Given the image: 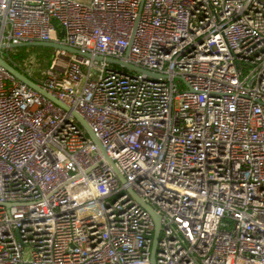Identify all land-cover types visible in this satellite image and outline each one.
<instances>
[{"label":"built area","instance_id":"built-area-1","mask_svg":"<svg viewBox=\"0 0 264 264\" xmlns=\"http://www.w3.org/2000/svg\"><path fill=\"white\" fill-rule=\"evenodd\" d=\"M0 264H264V0H0ZM0 47V56L8 61Z\"/></svg>","mask_w":264,"mask_h":264},{"label":"water","instance_id":"water-1","mask_svg":"<svg viewBox=\"0 0 264 264\" xmlns=\"http://www.w3.org/2000/svg\"><path fill=\"white\" fill-rule=\"evenodd\" d=\"M36 47V46H41V47H50L53 49H61V50H65V51H70L82 56H88V57H92L95 60L98 61H106L109 63H114L117 64L119 66H123L125 68L137 71V72H144L146 73V70L143 68H139L137 66H134L130 63H128L125 60H116L113 59L111 57H101L98 55L95 56H91L90 53L86 52H81L78 49H75L71 46H64L61 45L57 42H52V41H48V42H43V41H30V42H18V43H9V44H0L1 48H29V47ZM0 67L2 69H4L7 73H9L12 77H14L15 79H17L20 83L25 84L28 87H32L33 89H35L37 92H39L41 95H43L44 97H46L48 100H51L54 104H57L58 106H60L61 108H63L65 111H69L71 113V115L74 117V119L76 120V122L79 123V125L83 128L85 135L88 136L91 140H93V142L96 144L98 150L100 151V153L103 155V157H105V159L107 158V160L109 161V163L112 166V169L114 171V173L118 176L119 180L123 183L125 178L118 172L117 168L115 167L113 161L107 156V154L105 153V149L102 146L100 140L95 136V134L93 133L89 122H86L84 120V118L74 109L70 108L69 106H67L66 104L62 103L61 101H59L55 96H53L51 93H47V91H45L41 86H39L33 79H30L27 75L24 74V72H22L20 69L16 68L14 65H12L11 63H9L6 59H4L3 57L0 56ZM129 192L136 198V200L139 202V204L144 207L151 215L152 220H153V228H154V232H153V237H152V243H151V256H150V264H155V251H156V243L159 237V231H160V217L159 215L156 213L155 210H153L148 204H146L144 201H142L141 199H139L134 193H132L130 190Z\"/></svg>","mask_w":264,"mask_h":264},{"label":"trees","instance_id":"trees-1","mask_svg":"<svg viewBox=\"0 0 264 264\" xmlns=\"http://www.w3.org/2000/svg\"><path fill=\"white\" fill-rule=\"evenodd\" d=\"M31 53L35 58L34 67H36V71H30L24 63L25 58L31 55ZM51 54L52 48L41 46H30L29 48H12L11 50L6 51L8 62L20 69L25 75L36 82L40 81V79L43 77V71L46 70L49 65Z\"/></svg>","mask_w":264,"mask_h":264},{"label":"rangeland","instance_id":"rangeland-1","mask_svg":"<svg viewBox=\"0 0 264 264\" xmlns=\"http://www.w3.org/2000/svg\"><path fill=\"white\" fill-rule=\"evenodd\" d=\"M32 56V57H31ZM34 55L31 53L28 57L25 58L24 63L25 66L31 71H36V67H34ZM43 64V63H42ZM41 66V65H40Z\"/></svg>","mask_w":264,"mask_h":264}]
</instances>
